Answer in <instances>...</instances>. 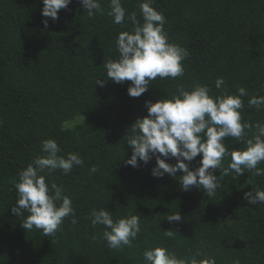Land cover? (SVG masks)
<instances>
[{
	"label": "trees",
	"instance_id": "1",
	"mask_svg": "<svg viewBox=\"0 0 264 264\" xmlns=\"http://www.w3.org/2000/svg\"><path fill=\"white\" fill-rule=\"evenodd\" d=\"M99 2L103 13L89 17L81 0H71L53 21L42 16V0H0V264H145L144 250L160 246L197 264L207 258L216 264H264V203L244 198L264 190V176L229 171L208 196L202 187L183 190L181 171L153 176L154 156L138 167L126 163L131 126L148 115L145 102L171 98L180 87L207 86L213 96L237 95L243 87L242 122L264 123V107L248 104L253 96H264V0H155L169 42L190 55L182 62L183 76L157 77L140 97L128 94L131 81L107 79L104 65L119 59L117 37L133 28L127 14L136 11L143 22L141 0H122L127 10L122 24L108 15L110 0ZM217 78L225 81L220 89ZM245 133L242 140L225 138L229 151L246 149L255 128ZM47 139L57 141L59 155L77 153L83 159V166L67 175L58 169L46 176L50 187L56 184L72 199L77 220L73 225L72 216L64 218L49 236L25 230L22 220L29 213L17 216L11 210L17 206L20 171L46 155L41 149ZM201 159L202 154L190 170ZM230 162L226 155L214 174L219 178ZM93 165L98 172L90 174ZM258 167L264 169V162ZM93 208H104L114 220L138 215L141 230L132 246L108 247L104 226L93 227L88 218ZM178 213L180 221H168ZM169 230L173 237L165 235Z\"/></svg>",
	"mask_w": 264,
	"mask_h": 264
},
{
	"label": "clouds",
	"instance_id": "2",
	"mask_svg": "<svg viewBox=\"0 0 264 264\" xmlns=\"http://www.w3.org/2000/svg\"><path fill=\"white\" fill-rule=\"evenodd\" d=\"M42 16L58 19V12L67 8L71 0H42ZM155 0H141L139 12L143 18L137 19V12L127 14L132 23L131 31L119 33L116 48L119 59L109 58L104 65L106 77L116 84L131 81L128 94L140 97L148 91L151 81L157 77L173 79L184 75L183 61L190 53L184 47L169 42L164 29L165 17L152 5ZM82 7L89 17L103 13L99 0H81ZM108 15L114 18V23L122 24L126 18V8L122 0H110ZM42 23L48 26V19ZM96 84L105 86V81L97 79ZM223 78H217L215 86H224ZM210 88L196 85L191 90L183 87L179 94L167 96L157 102L146 101L148 115L131 126V135L127 145L132 154L126 163L138 167V162L145 164L154 156L156 166L152 175L162 177L164 174L175 176L177 171L183 173L179 179L183 190L190 186L202 187L208 196L215 194L223 176L234 171L238 176L251 171L255 176H264V169L258 167L264 162V123L251 124L242 122L241 110L244 107L241 97L247 95L241 87L237 95H210ZM248 104L250 107H264V96H253ZM255 128L252 139L247 140V147L242 151H229L224 140L233 137L242 140L245 129ZM41 151L46 155L36 156L26 169L20 171L19 180L15 183L18 199L11 210L17 216L29 215L22 220L25 230H42L45 236L54 235L62 225L64 218L72 216L71 223L77 224L72 199L63 194L61 187L46 182V176L56 170H62L67 175L75 166H83V159L77 153L59 155L62 149L54 139L42 143ZM202 154L200 166L190 170L189 164ZM231 157L227 168L223 169L218 178L214 170L221 169L225 156ZM163 157V158H162ZM166 158H175L176 163L169 164ZM98 172L96 166L89 173ZM43 173V174H42ZM244 198L252 205L264 203V190H252L244 194ZM93 227L104 226L103 239L108 247L119 249L131 247L132 242L140 232V217L136 214L114 220L111 212L101 208H93L89 214ZM169 222L180 221V214L167 216ZM173 237V231L165 232ZM201 253L197 252V255ZM145 264H197L195 259L190 262L178 258L177 254L168 248L160 246L145 249L143 252ZM200 264H216L214 258H207ZM239 264V260L234 261Z\"/></svg>",
	"mask_w": 264,
	"mask_h": 264
}]
</instances>
